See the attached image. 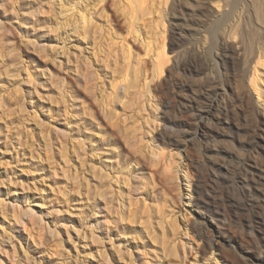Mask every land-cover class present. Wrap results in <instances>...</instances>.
Here are the masks:
<instances>
[{
    "label": "rangeland",
    "instance_id": "rangeland-1",
    "mask_svg": "<svg viewBox=\"0 0 264 264\" xmlns=\"http://www.w3.org/2000/svg\"><path fill=\"white\" fill-rule=\"evenodd\" d=\"M167 1L0 0V264H264V0Z\"/></svg>",
    "mask_w": 264,
    "mask_h": 264
},
{
    "label": "bare ground",
    "instance_id": "bare-ground-1",
    "mask_svg": "<svg viewBox=\"0 0 264 264\" xmlns=\"http://www.w3.org/2000/svg\"><path fill=\"white\" fill-rule=\"evenodd\" d=\"M195 2H199V4L202 3V0H194ZM176 0H173V4L170 6L168 12L167 9H165V18L167 17L168 14H170L171 18L174 17L173 16V12L175 9V4H176ZM165 3L167 4L168 1L165 0ZM163 34H166V31L163 32ZM233 36H240V32H238L237 30L234 31L232 33ZM241 37V36H240ZM166 39L165 37L162 40L161 46L158 49L157 53H156V57H155V74L156 77L158 78V83H162V75H163V71L165 69V67L169 64L172 63L171 69H174L176 72H178L179 74L183 75V76H191V77H196V78H203L206 81L212 80L215 81V77L213 76V74L211 72L208 71L207 66H205L204 64H199L198 62H193V68H189V67H182L180 64V56L179 54H170L171 53V48H169V51H167L166 49ZM221 48V50H220ZM218 49V54L217 57H220L222 59V62L224 65H228L229 60L228 59H232V60H239V64L240 62V58L242 57V50L240 48L239 45H231L229 43V41H227L226 39L223 41L222 47H220ZM220 50V52H219ZM201 51V50H200ZM199 53V52H198ZM259 61L264 59V50L263 52L259 53V57H258ZM245 71H246V75L247 73L250 72V60L245 62ZM228 69V67H227ZM226 69V70H227ZM161 86V85H160ZM240 92V93H239ZM239 97L243 99H245L246 97L249 99L254 100L255 99V95L258 98V100L260 101L261 99V91L259 89V85L258 82L254 79H251V86L250 88L248 87L245 88V86L241 83L239 86ZM260 105V104H259ZM264 105V104H263ZM210 121V123H209ZM212 121L213 119H209L207 118V121H202V123L206 126H211L212 125ZM171 123V120H170ZM173 151H169L168 154H166V157L172 161L173 160V155H172ZM259 156L264 157V151H258L257 153Z\"/></svg>",
    "mask_w": 264,
    "mask_h": 264
}]
</instances>
